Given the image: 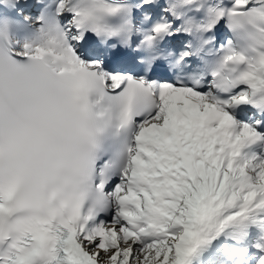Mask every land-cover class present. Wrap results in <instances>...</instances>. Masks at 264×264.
I'll return each mask as SVG.
<instances>
[{"label": "snow or ice", "instance_id": "obj_1", "mask_svg": "<svg viewBox=\"0 0 264 264\" xmlns=\"http://www.w3.org/2000/svg\"><path fill=\"white\" fill-rule=\"evenodd\" d=\"M0 264H264V0H0Z\"/></svg>", "mask_w": 264, "mask_h": 264}]
</instances>
